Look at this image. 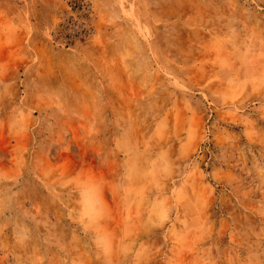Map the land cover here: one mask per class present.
<instances>
[{
	"label": "rangeland",
	"instance_id": "rangeland-1",
	"mask_svg": "<svg viewBox=\"0 0 264 264\" xmlns=\"http://www.w3.org/2000/svg\"><path fill=\"white\" fill-rule=\"evenodd\" d=\"M0 264H264V0H0Z\"/></svg>",
	"mask_w": 264,
	"mask_h": 264
}]
</instances>
